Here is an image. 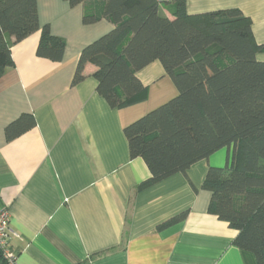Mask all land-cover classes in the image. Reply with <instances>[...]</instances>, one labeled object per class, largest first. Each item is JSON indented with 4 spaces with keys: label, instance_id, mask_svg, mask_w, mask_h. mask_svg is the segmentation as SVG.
Masks as SVG:
<instances>
[{
    "label": "crops",
    "instance_id": "obj_1",
    "mask_svg": "<svg viewBox=\"0 0 264 264\" xmlns=\"http://www.w3.org/2000/svg\"><path fill=\"white\" fill-rule=\"evenodd\" d=\"M102 4L36 0L39 27L65 42L62 60L36 55L38 30L12 44V66L0 76V209L10 213L14 264H257L234 246L237 232L207 212L203 180L209 167L225 165V150L186 175L137 190L150 174L142 159L130 158L123 129L177 93L158 62L137 74L145 102L124 109H111L97 94L90 64L84 80L71 85L81 50L113 29ZM185 4L189 15L239 10L264 45V0ZM86 13L96 22L84 24ZM22 114H31L35 127L8 141L6 126Z\"/></svg>",
    "mask_w": 264,
    "mask_h": 264
},
{
    "label": "trees",
    "instance_id": "obj_2",
    "mask_svg": "<svg viewBox=\"0 0 264 264\" xmlns=\"http://www.w3.org/2000/svg\"><path fill=\"white\" fill-rule=\"evenodd\" d=\"M65 1L73 7L85 0ZM101 14L113 29L81 50L71 85L84 80L90 64L97 94L111 109H124L145 101L137 74L158 62L177 90L123 129L130 158L142 159L150 174L137 190L186 175L225 150V165L209 167L203 180L207 212L237 232L235 247L264 264V62L257 60L264 45L254 40L250 19L237 9L189 15L185 0H103ZM96 19L86 13L83 23ZM38 30L36 55L61 61L65 42L39 27L36 0H0V76L12 66V44ZM33 127V116L22 114L6 126V139ZM0 264H10L1 252Z\"/></svg>",
    "mask_w": 264,
    "mask_h": 264
},
{
    "label": "built area",
    "instance_id": "obj_3",
    "mask_svg": "<svg viewBox=\"0 0 264 264\" xmlns=\"http://www.w3.org/2000/svg\"><path fill=\"white\" fill-rule=\"evenodd\" d=\"M10 218L7 209H0V252L10 264H14V257L9 249L10 240L14 236L10 229Z\"/></svg>",
    "mask_w": 264,
    "mask_h": 264
},
{
    "label": "rangeland",
    "instance_id": "obj_4",
    "mask_svg": "<svg viewBox=\"0 0 264 264\" xmlns=\"http://www.w3.org/2000/svg\"><path fill=\"white\" fill-rule=\"evenodd\" d=\"M170 81H171V79L170 78H168ZM177 91V90H176ZM177 94V93H176ZM176 94L174 95V96H176ZM173 96V95H172ZM173 96V97H174ZM172 97H167V99H165L166 101H164L163 103H165V102H167L168 100H170ZM151 99V98H150ZM151 101V100H150ZM145 102V101H144ZM148 103V102H147ZM163 103H161V104H163ZM160 104V105H161ZM158 107V106H157ZM154 108H156V107H154Z\"/></svg>",
    "mask_w": 264,
    "mask_h": 264
}]
</instances>
